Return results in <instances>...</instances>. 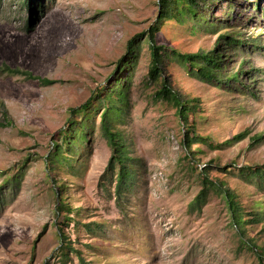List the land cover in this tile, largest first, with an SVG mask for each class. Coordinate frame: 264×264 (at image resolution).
Instances as JSON below:
<instances>
[{
    "label": "rangeland",
    "instance_id": "obj_1",
    "mask_svg": "<svg viewBox=\"0 0 264 264\" xmlns=\"http://www.w3.org/2000/svg\"><path fill=\"white\" fill-rule=\"evenodd\" d=\"M34 3L0 0V264H264V178L241 172L264 165V0H201L197 17L161 22L159 0ZM172 50L220 52L222 81L197 78ZM165 78L197 104L188 123L156 96ZM120 88L114 125L139 159L121 206L101 130ZM189 128L208 140L189 150ZM205 175L233 192L240 223L214 188L191 210Z\"/></svg>",
    "mask_w": 264,
    "mask_h": 264
},
{
    "label": "trees",
    "instance_id": "obj_2",
    "mask_svg": "<svg viewBox=\"0 0 264 264\" xmlns=\"http://www.w3.org/2000/svg\"><path fill=\"white\" fill-rule=\"evenodd\" d=\"M201 0H159V5L161 8L160 14L158 15V22H161L163 19L167 18H175L178 20H182V17L190 16L197 17L198 15V7ZM205 1V0H204ZM26 5L30 10L33 9L32 5H34V0H25ZM30 22V21H29ZM159 29V25H153L149 32L146 34L147 39L150 44L151 49V65L149 68V75L154 79L158 80L161 75L162 68L161 65L164 61L165 49L164 46L157 45L156 42V32ZM224 38L228 40L230 45H243V42L240 39H237L233 36L225 35ZM137 38H133L128 43V51L134 52L135 49L139 46V42H136ZM264 49V45L260 46ZM172 54L175 55L180 61L185 64H188L189 71L196 76L197 78L207 81L209 83L220 82V76L223 67L224 61L222 60V56L220 52H195V53H181L176 50H172ZM13 73H17L18 70H11ZM25 75H28L30 78L39 79V77L33 76L29 72H25ZM239 74H233L228 78V81L234 79L237 80ZM41 81L44 84H51L53 81L48 78H43ZM118 103L110 101L106 104L102 112L101 117V130L102 135L107 139L108 144L112 149V155L108 161L106 167V174H110L113 176L115 171L118 169L116 174L115 181V197L116 203L121 206V199L123 195L130 191L134 185V179L136 177V170H134L133 166H138L137 161L139 159L133 158L129 155V148L125 143V140L122 136V133L119 129H117L114 125V119L120 117L123 112V102L126 99L127 92L124 88L119 89ZM156 96L158 98L166 99L168 101L173 102V104L177 108L178 115L182 119V121L188 123L189 113L196 109V103H190L189 100L184 99L178 91H175L168 80L165 78L161 81L160 87L157 89ZM197 101V100H194ZM92 102L87 101V103L83 104L81 108H88ZM77 122V120H75ZM189 133H193L192 136L190 134L187 135V145L189 150H191V145L196 142H204L207 141L208 138L197 134L196 132H192L189 128ZM247 136L246 131H242L233 136V140L239 141ZM258 140L261 138H257ZM57 147V153L60 152V147L58 143H54ZM56 155V154H54ZM132 161V162H131ZM242 175L248 176H256L259 178H264V165H261L256 168H247L241 169ZM204 188L199 192L196 196L195 200L190 204L191 210H201L203 204L205 203V197L208 188H214L216 191L224 195L227 202L231 205L232 210H234L233 218L237 223L241 222V217L238 215L237 210H235V196L230 188L225 186L223 181L217 182L213 179H210L208 175L203 177ZM62 236V234H61ZM251 245V247H257L255 243ZM263 250H260L262 252Z\"/></svg>",
    "mask_w": 264,
    "mask_h": 264
}]
</instances>
